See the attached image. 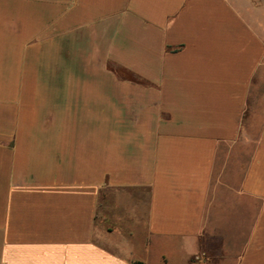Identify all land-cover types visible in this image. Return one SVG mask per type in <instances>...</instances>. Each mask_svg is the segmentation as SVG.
Segmentation results:
<instances>
[{"label": "crops", "instance_id": "1", "mask_svg": "<svg viewBox=\"0 0 264 264\" xmlns=\"http://www.w3.org/2000/svg\"><path fill=\"white\" fill-rule=\"evenodd\" d=\"M254 1L0 0V264H264Z\"/></svg>", "mask_w": 264, "mask_h": 264}, {"label": "rangeland", "instance_id": "2", "mask_svg": "<svg viewBox=\"0 0 264 264\" xmlns=\"http://www.w3.org/2000/svg\"><path fill=\"white\" fill-rule=\"evenodd\" d=\"M253 3L260 14L264 13V0L254 1ZM264 72V70H263ZM261 75V74H260ZM258 83H256L257 85ZM264 117V82L260 78L258 91L254 90L250 94L248 100V106L244 115V121L249 123L248 129H244V133L249 138H254L257 133H260V127L262 125Z\"/></svg>", "mask_w": 264, "mask_h": 264}, {"label": "trees", "instance_id": "3", "mask_svg": "<svg viewBox=\"0 0 264 264\" xmlns=\"http://www.w3.org/2000/svg\"><path fill=\"white\" fill-rule=\"evenodd\" d=\"M132 264H143V263H141V262H133Z\"/></svg>", "mask_w": 264, "mask_h": 264}]
</instances>
